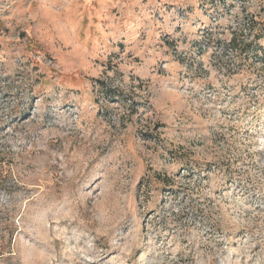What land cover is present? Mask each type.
Wrapping results in <instances>:
<instances>
[{"label":"rangeland","instance_id":"374dc122","mask_svg":"<svg viewBox=\"0 0 264 264\" xmlns=\"http://www.w3.org/2000/svg\"><path fill=\"white\" fill-rule=\"evenodd\" d=\"M249 22L264 0H0V264H264Z\"/></svg>","mask_w":264,"mask_h":264},{"label":"trees","instance_id":"16d2710c","mask_svg":"<svg viewBox=\"0 0 264 264\" xmlns=\"http://www.w3.org/2000/svg\"><path fill=\"white\" fill-rule=\"evenodd\" d=\"M249 26L250 32L251 34H253V39L250 42L238 41L239 37L235 33H233L229 42H231L232 48H234L236 51L238 48V51H240V53H249L250 51H255L256 53L262 52L264 45L262 44L261 40L264 39V25L258 26L256 25V22L252 25L251 22Z\"/></svg>","mask_w":264,"mask_h":264}]
</instances>
